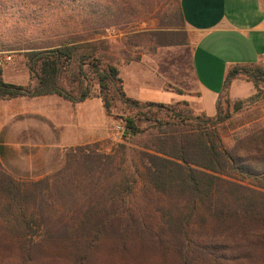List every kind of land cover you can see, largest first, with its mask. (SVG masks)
<instances>
[{"label": "trees", "instance_id": "trees-1", "mask_svg": "<svg viewBox=\"0 0 264 264\" xmlns=\"http://www.w3.org/2000/svg\"><path fill=\"white\" fill-rule=\"evenodd\" d=\"M56 1L70 11L64 32L25 53L30 85L0 79V99L97 98L109 117L129 113L122 116L128 140L156 132L142 150L78 147L60 172L36 181L4 169L1 138L0 264H264V126L242 132L233 147L219 131L245 104L232 102L233 82L260 92L264 67L229 70L215 117L142 104L126 94L119 69L107 61L106 40L93 38L108 27L105 14L83 19L95 27L82 35L76 0ZM178 15L185 24L180 5Z\"/></svg>", "mask_w": 264, "mask_h": 264}, {"label": "rangeland", "instance_id": "rangeland-1", "mask_svg": "<svg viewBox=\"0 0 264 264\" xmlns=\"http://www.w3.org/2000/svg\"><path fill=\"white\" fill-rule=\"evenodd\" d=\"M260 2L264 6V0ZM72 5L80 22L76 30L82 35L94 32L95 27L94 22L82 24L83 19L90 20L93 15L95 20H100L105 14L103 19L108 27L99 29L101 35L93 38L106 40L104 54L119 69L129 97L142 104L157 103L139 100L133 94H148L162 83L164 89L184 96L163 104L174 106L188 117L201 114L185 98L200 95L196 92L191 65L198 36L182 24L178 15L180 0H76ZM254 5L255 0H239L237 11L242 14ZM68 14V7L56 0H0V50H3L0 51V79L15 85H30L25 53L63 33L61 23ZM166 34L169 38L164 37ZM76 72L77 65L72 73ZM67 77L71 79L72 74ZM70 82L63 80L62 85L71 90ZM239 85L244 89L235 92L236 98L248 96L254 86L244 82ZM260 90L255 89L252 97L242 100L243 109L219 127L227 147H233L245 130L264 126V84ZM53 96L56 99L52 101L27 97L0 99V138L6 146L2 165L16 178L36 181L51 177L64 168L66 155L78 147L89 146L106 154L115 152L121 144L142 150L149 142V133L156 132L152 129L142 137L128 140L122 122V116L128 112L121 110L109 117L101 99L97 98L90 99V108L79 107L77 111L69 101ZM232 102L241 101L232 99ZM92 119L96 126L94 131L91 128L88 131V121ZM87 133L89 137L82 139Z\"/></svg>", "mask_w": 264, "mask_h": 264}, {"label": "crops", "instance_id": "crops-1", "mask_svg": "<svg viewBox=\"0 0 264 264\" xmlns=\"http://www.w3.org/2000/svg\"><path fill=\"white\" fill-rule=\"evenodd\" d=\"M238 6L239 0H180L185 24L198 36L191 65L197 86L196 92L200 95L185 98L190 101L196 112L205 113L208 117H215L218 113L217 102L223 94L230 69L235 66L264 67V6L260 0H255V5L242 14L237 11ZM241 82L250 83L241 79L233 82L230 91L233 101L246 100L255 94L253 86L248 96L236 98L235 92L239 93L244 89V86L239 85ZM133 96L139 100L157 103H172L184 97L164 89L162 83L158 89L148 94ZM53 97L34 99L52 101L56 99ZM72 105H75L78 111L79 107L90 108L92 100ZM34 114L41 117L44 115L43 112ZM95 126L93 119L88 121V131L90 128L94 131ZM88 137L87 133L82 139Z\"/></svg>", "mask_w": 264, "mask_h": 264}, {"label": "built area", "instance_id": "built-area-1", "mask_svg": "<svg viewBox=\"0 0 264 264\" xmlns=\"http://www.w3.org/2000/svg\"><path fill=\"white\" fill-rule=\"evenodd\" d=\"M8 59L10 60L11 58H10V57H8Z\"/></svg>", "mask_w": 264, "mask_h": 264}]
</instances>
